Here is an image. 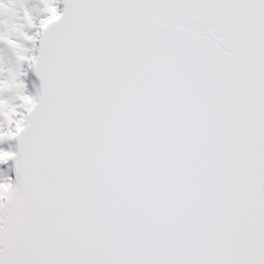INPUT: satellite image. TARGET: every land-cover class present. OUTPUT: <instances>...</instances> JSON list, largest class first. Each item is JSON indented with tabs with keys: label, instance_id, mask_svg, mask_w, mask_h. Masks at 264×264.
Listing matches in <instances>:
<instances>
[{
	"label": "snow or ice",
	"instance_id": "snow-or-ice-1",
	"mask_svg": "<svg viewBox=\"0 0 264 264\" xmlns=\"http://www.w3.org/2000/svg\"><path fill=\"white\" fill-rule=\"evenodd\" d=\"M0 264H264V0H0Z\"/></svg>",
	"mask_w": 264,
	"mask_h": 264
}]
</instances>
